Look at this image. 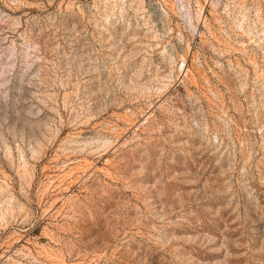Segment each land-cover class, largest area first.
Listing matches in <instances>:
<instances>
[{"label":"rangeland","instance_id":"1","mask_svg":"<svg viewBox=\"0 0 264 264\" xmlns=\"http://www.w3.org/2000/svg\"><path fill=\"white\" fill-rule=\"evenodd\" d=\"M0 264H264V0H0Z\"/></svg>","mask_w":264,"mask_h":264}]
</instances>
